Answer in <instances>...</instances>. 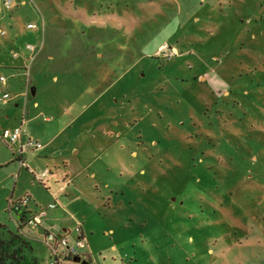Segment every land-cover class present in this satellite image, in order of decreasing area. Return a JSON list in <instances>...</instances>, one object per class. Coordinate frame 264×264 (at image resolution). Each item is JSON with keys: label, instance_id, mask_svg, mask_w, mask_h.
<instances>
[{"label": "rangeland", "instance_id": "obj_1", "mask_svg": "<svg viewBox=\"0 0 264 264\" xmlns=\"http://www.w3.org/2000/svg\"><path fill=\"white\" fill-rule=\"evenodd\" d=\"M3 1L6 79L2 55L21 40L11 28L30 43L20 48L25 84L9 79L0 109L24 116L36 102L49 127L72 119L62 135L78 126L87 150L68 199L57 196L69 213H49L65 218L54 230L77 221L89 264H261L252 237L264 230L254 221L264 220V0ZM37 157L24 156L27 170L10 163L0 138V237L16 232L10 196L48 199L29 171L44 168ZM23 237L46 264L39 238Z\"/></svg>", "mask_w": 264, "mask_h": 264}, {"label": "crops", "instance_id": "obj_2", "mask_svg": "<svg viewBox=\"0 0 264 264\" xmlns=\"http://www.w3.org/2000/svg\"><path fill=\"white\" fill-rule=\"evenodd\" d=\"M3 5V4H2ZM3 7V6H2ZM1 6H0V10H1ZM29 23L26 24V29H27V25ZM2 29V28H0ZM11 30L13 31L14 36H19L20 37V42L18 43H14V49L11 45V48H9L10 50H8V56L2 55L3 58H6V61L8 60V62L10 63V76L9 79L11 80H15L18 79L19 77H21L20 79L23 81L22 82H16V86H18V90H20L21 86L23 84H25V79L23 77L22 74V70H19V66H23L24 65V58H23V51L20 50V48H23V44L22 43H27L29 41L24 40V38L22 37V32L16 33L14 28H11ZM30 32L33 33V29H27ZM13 36V35H12ZM30 43V42H29ZM32 43V42H31ZM20 46V47H19ZM18 47V48H17ZM16 54L17 56L14 57L13 54ZM47 60H51L53 59L52 56H46ZM19 71V73H18ZM2 75V74H0ZM4 76V75H3ZM17 77V78H16ZM8 76H7V83L5 86L0 85L1 88V93L3 92H8L6 90V87L8 85ZM18 83V84H17ZM30 89V93L31 96L34 97L35 95V90L34 87L31 86V82L29 85ZM0 93V95H1ZM10 99V98H9ZM8 99V100H9ZM6 100V101H8ZM32 110L30 111V108L26 110L24 116L19 115V113H17L16 111H11V114H9V112L0 109V130L2 128H12L16 125H22L23 128V124H27V125H37L38 123L42 124L41 122H43V124H45V126H42L43 128H41V131H39L37 128V130H32L30 132H28V129L30 128L28 126V129L24 130V133L22 135V140L25 141L27 138H33L34 140L38 141L41 145L42 148L39 150H35V151H27L22 153V155L19 157L20 160L24 163V166H20L23 167L24 169H28V165L26 163V159L24 158V156L26 154H36L38 155V160H41L44 164V168L43 169H48L50 171V174L47 176L46 180H45V185H41V187L45 190L48 199L46 201H43L42 203L37 202L30 194L26 193L25 195H28L30 197V200L26 206V212H34L37 211L39 208L41 207H45L48 204L52 203V202H56L57 206L56 208L49 210L47 212V216L43 219V222L41 224L40 227L37 228H28V232L27 234L24 233L23 229L21 230V233L23 236H26L29 239H38L40 240V242L42 243V236L43 233L46 231H50L56 234H61V235H67L68 237H73V229H69L68 227H65L63 224H61V228L59 232H56L54 230L55 226L54 223L56 222H63L65 221V218L62 216H58V214L56 213L55 215L53 214L51 217H49V213L50 212H54V210H58L60 209L63 213H69L68 210L64 207H62L59 203V201L57 200V196L60 194H62V196H64L65 199H68L69 197V192L74 188V182L77 179L78 175L80 174V171H82L81 166L78 167L77 163L74 161L75 158H80V156H84L86 154V148L82 147L79 144V136L78 135L79 132V127H77V131L74 129V132L76 135H74V137H69V135H62L63 132L66 131V129L70 128L73 125V120H69L66 123L61 124L60 128H55L53 126H47L48 122L50 121V119L44 117L41 118L40 112H36L38 109V104L36 102H34L32 105ZM19 106L17 105L16 101L15 104H13V110L15 108H18ZM20 109V108H18ZM35 111V112H34ZM11 115V116H10ZM8 125V126H7ZM35 125V126H36ZM74 127V126H73ZM90 129L87 128H83V132L87 133L89 132ZM59 140V145L63 146L62 150H59L60 146L57 145L55 146L56 141ZM75 141L73 144L72 141ZM58 142V141H57ZM83 148V149H82ZM58 151H60L59 154ZM12 154V152H11ZM13 159L10 161V163L12 162H17L16 160V156H14L12 154ZM42 169V170H43ZM40 170V171H42ZM30 173L32 174V177L34 179L33 173L38 174L40 171H36L33 169L29 170ZM91 176H93V174H91ZM65 179V180H64ZM53 184V186L57 185L58 187L54 189H52L51 185ZM24 196V195H23ZM21 198V197H20ZM19 199V198H18ZM18 199H12L11 196L9 197V201L8 203L11 201H16ZM31 204L33 205V207H31ZM7 213L9 214L10 218L14 220L15 223V228H16V223L18 222V216H20L21 214H15L14 218H13V213L7 211ZM69 216L71 218H73L72 214H69ZM47 220V222L45 223V221ZM254 221L256 224H258L259 227H261L263 229L264 227V220L258 219L257 217L254 218ZM76 225H80L77 221H75V226ZM81 227V225H80ZM17 229V228H16ZM258 231V230H257ZM81 232L82 235L84 236V232H83V228H81ZM253 234H255V232H253ZM253 234H248V235H253ZM257 234V233H256ZM249 236V237H250ZM247 237V236H246ZM248 237V239H249ZM85 238V236H84ZM254 238L253 240L256 241V243L254 244L255 246V250H257V252H264V244H261L262 239H264V230L263 232H261V236H254L252 237ZM248 239H244V241H247ZM43 244V243H42ZM85 246H87V242L85 239ZM83 254L84 259H86V261L88 262V264L90 263V254L84 250ZM256 254V253H255ZM254 254V255H255ZM253 260H255L256 262H260V259H258L257 257L254 256ZM261 264H264V259L262 260V262H260Z\"/></svg>", "mask_w": 264, "mask_h": 264}, {"label": "built area", "instance_id": "obj_3", "mask_svg": "<svg viewBox=\"0 0 264 264\" xmlns=\"http://www.w3.org/2000/svg\"><path fill=\"white\" fill-rule=\"evenodd\" d=\"M4 8L11 6V0H4L2 2ZM36 26L32 23L27 25V29H34ZM0 35H4L3 31H0ZM26 51V65L28 66L30 60H32V54H34V47L30 44L25 45ZM14 57L17 55L14 53ZM7 83L6 77L0 75V85L5 86ZM10 98L8 92H3L0 95V102H4ZM24 130L22 125H16L12 128H2L0 130V138L4 144L11 150L12 154L16 156V160L20 166H24V163L20 160L22 153L27 151H35L42 148V145L33 138H27L22 140ZM11 147V148H10ZM50 174L48 169H43L38 174L33 173L34 179L41 185H45V180ZM30 200L28 195H24L16 201H10V212L15 214H21L20 217L24 221V226L28 228L40 227L43 219L47 216V212L56 208V202H52L45 207L39 208L34 212H26V206ZM76 233L73 237L67 235L56 234L50 231L43 233L42 243L49 252V259L46 264H71L74 257H80L84 259V254L81 252L85 246V238L82 235L80 225H76L73 229ZM80 264V263H79Z\"/></svg>", "mask_w": 264, "mask_h": 264}, {"label": "trees", "instance_id": "obj_4", "mask_svg": "<svg viewBox=\"0 0 264 264\" xmlns=\"http://www.w3.org/2000/svg\"><path fill=\"white\" fill-rule=\"evenodd\" d=\"M9 207L8 203L7 211L10 212ZM24 227L23 219L18 216L16 232H7L6 237H0V264H36L32 245L21 233Z\"/></svg>", "mask_w": 264, "mask_h": 264}, {"label": "water", "instance_id": "obj_5", "mask_svg": "<svg viewBox=\"0 0 264 264\" xmlns=\"http://www.w3.org/2000/svg\"><path fill=\"white\" fill-rule=\"evenodd\" d=\"M1 226H2V225H0V227H1ZM72 261H73V262H76V263H80V264H88L87 261H85V260H81L80 257H74V258L72 259Z\"/></svg>", "mask_w": 264, "mask_h": 264}]
</instances>
